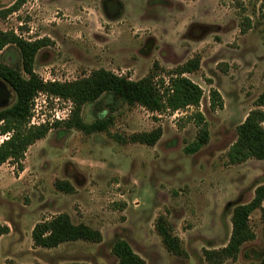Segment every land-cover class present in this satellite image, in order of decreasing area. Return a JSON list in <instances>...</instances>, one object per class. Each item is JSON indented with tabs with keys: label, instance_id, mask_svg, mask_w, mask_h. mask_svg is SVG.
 <instances>
[{
	"label": "rangeland",
	"instance_id": "rangeland-1",
	"mask_svg": "<svg viewBox=\"0 0 264 264\" xmlns=\"http://www.w3.org/2000/svg\"><path fill=\"white\" fill-rule=\"evenodd\" d=\"M14 1L0 0V8ZM24 25L33 30L26 39L49 41L34 60L43 79L72 81L103 68L138 80L157 64L154 80L167 81V71L198 56L199 68L185 75L203 90L199 110L209 139L198 151L185 152L197 134L185 117L192 107L158 114L110 94L84 104L82 118L92 122L100 107L111 119L108 129L85 133L61 121L28 147L23 170L11 161L0 164V223L9 226L0 236V264H117L112 245L119 238L147 264H208L203 251L226 245L233 207L250 201L264 183V160L226 162L236 126L264 93V0H28L0 18L3 30L21 33ZM0 63L20 68L18 47L6 45ZM0 82L11 91L8 106L15 95ZM211 88L223 108H210ZM158 126L163 132L153 146L125 140ZM56 179L73 190H58ZM59 213L98 229L102 241L34 246V224ZM160 217L182 253L164 245ZM249 223L255 237L222 264L264 260L260 209Z\"/></svg>",
	"mask_w": 264,
	"mask_h": 264
},
{
	"label": "trees",
	"instance_id": "trees-1",
	"mask_svg": "<svg viewBox=\"0 0 264 264\" xmlns=\"http://www.w3.org/2000/svg\"><path fill=\"white\" fill-rule=\"evenodd\" d=\"M28 0H15L6 8H0V18L18 11ZM249 23H247V26ZM28 29L22 26L21 30ZM246 30L242 27V32ZM48 39H26L14 30L0 28V51L8 44L18 47L21 56L20 68L0 63V78L13 90L14 101L0 108V134L10 132L8 138L0 142V164L15 163L17 171L24 169L23 160L30 145L46 136L54 126L29 125L31 101L39 92L71 99L74 107L68 119L63 124L68 128H75L85 133L104 131L108 129L111 119L105 117L104 109L98 107L96 118L86 122L81 116L82 106L86 103L99 102L103 94H110L114 100L127 105H140L150 112L158 114H172L179 109L192 107L186 119L193 121L197 127L194 141L185 146L187 153H194L204 146L209 139L208 123L199 110L203 90L186 73H192L199 68L200 58L194 56L171 71H167V81L163 77L154 80L158 75L157 64L147 76L138 80L115 74L113 71L99 68L89 75L72 81L44 82L34 70L35 56L40 48L48 44ZM26 74V75H24ZM257 108L251 109L244 120L236 126V139L226 151L228 164H239L248 159L264 160V93L256 99ZM209 106L212 110L223 108V99L215 88L209 91ZM162 128L155 127L149 131L135 132L126 137L128 142H138L153 146L162 136ZM55 187L60 191L71 192L72 186L63 180L56 179ZM264 183L254 189L253 198L245 203L236 204L231 214V233L224 247L219 249H204L203 254L208 264H222L223 261L234 256L240 247L255 237L249 223L251 213L260 209L264 225ZM163 218L157 221V230L166 248L175 254L182 253L178 237L173 235L169 227L164 225ZM9 232V226L0 223V236ZM34 246L54 248L58 245L84 240L88 242L102 241L101 232L84 223H75L67 213H59L49 219L38 221L31 229ZM264 238V228H263ZM112 253L117 257V264H147L145 259L137 254L124 239H117L112 245ZM65 264H90L87 262H69ZM260 264H264V260Z\"/></svg>",
	"mask_w": 264,
	"mask_h": 264
},
{
	"label": "built area",
	"instance_id": "built-area-1",
	"mask_svg": "<svg viewBox=\"0 0 264 264\" xmlns=\"http://www.w3.org/2000/svg\"><path fill=\"white\" fill-rule=\"evenodd\" d=\"M32 31V28H29L17 34L26 38L25 35L32 33ZM42 80L46 82L58 79L52 77L49 79L42 78ZM73 107L74 103L71 99H65L60 96L51 95L46 92L39 91L31 101L30 116L28 123L29 125H52L56 121H64L69 118ZM186 109H179L174 111L173 113L178 111L186 112ZM9 134L10 132L0 134V142L3 139L8 138Z\"/></svg>",
	"mask_w": 264,
	"mask_h": 264
},
{
	"label": "water",
	"instance_id": "water-1",
	"mask_svg": "<svg viewBox=\"0 0 264 264\" xmlns=\"http://www.w3.org/2000/svg\"><path fill=\"white\" fill-rule=\"evenodd\" d=\"M10 96V89L6 86V84L0 82V108L6 106L9 103Z\"/></svg>",
	"mask_w": 264,
	"mask_h": 264
},
{
	"label": "crops",
	"instance_id": "crops-1",
	"mask_svg": "<svg viewBox=\"0 0 264 264\" xmlns=\"http://www.w3.org/2000/svg\"><path fill=\"white\" fill-rule=\"evenodd\" d=\"M264 202V201H263ZM263 202H262V204H263Z\"/></svg>",
	"mask_w": 264,
	"mask_h": 264
}]
</instances>
